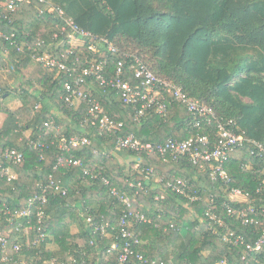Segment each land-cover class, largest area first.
Returning <instances> with one entry per match:
<instances>
[{"label": "trees", "instance_id": "obj_1", "mask_svg": "<svg viewBox=\"0 0 264 264\" xmlns=\"http://www.w3.org/2000/svg\"><path fill=\"white\" fill-rule=\"evenodd\" d=\"M27 1L20 3L15 13L0 19V31L15 34L14 40L19 44L36 47L44 41L42 49L61 59L70 45L62 39L54 40L49 32L54 20L40 12L44 5L38 0H29L30 4ZM50 1L61 7L66 18L81 29L108 38L123 53L141 58L161 79L206 103L219 118L235 121L239 135L264 144V0ZM1 42L0 39V45ZM3 42L0 69L8 67L7 63L11 65L12 74L21 82L16 90L23 97V106L15 111L9 109L4 97L12 93L0 86V114H7L18 122L12 128H0V154L15 149L25 153V161L11 166L17 176L15 180L9 181L0 174V209L6 205L12 212L24 210L41 193L62 154L57 143L51 144L57 129L61 136L88 135L93 143L67 154L81 158L84 167L92 169L91 174H85L81 167H64L57 176L63 180L62 187L68 194L48 192L46 205L36 203L35 212L42 208L45 213L43 225L38 224L35 213L31 219L36 228L26 234L22 229L16 230L20 223L27 224L26 219L11 218L0 212V236L10 235L12 243L34 242L43 231L47 236L38 246L24 248L21 254L12 249L8 262L0 254V264H16L21 255L27 264H36L35 259L39 257L57 259L60 264H116L122 249L110 254L108 250L113 243L123 244L119 226L123 207L111 196L101 177L108 179L120 193L131 196L135 195V188L129 182H144L147 193L137 195L134 209L144 213L151 223L134 225L132 222L128 228L140 240L135 250L148 264H218L222 260L229 264H264V249L243 260L244 247L228 245L212 229L206 217L208 211L216 213L229 230L244 236L253 246L264 231L263 224L245 226L235 216L228 215L223 208L228 199L222 181L212 180L208 170L192 165L188 158L165 163L158 155L121 151L118 154L130 161L123 164L116 153H107L115 149L116 139H106L107 136L91 125L86 106L83 104L75 110L64 103L66 75L63 73L54 79L51 70L33 58L32 49L18 51L17 47ZM99 50L103 53L106 47L100 45ZM107 55L96 57L102 59ZM76 56L84 58L91 54L88 49H83V54L75 50ZM108 57L111 70L119 60H125L121 54ZM128 64L126 61V67ZM125 80L132 85L137 82L131 72ZM83 90L100 100L111 118L124 122L123 136L134 134L142 143H164L169 138L189 139L196 133L191 125L193 117L181 103L171 102L166 118L155 108H149L139 123L135 120L138 108L121 103L114 90L99 87L92 80L87 81ZM47 122H52L53 127L44 135ZM30 129L33 130L31 139L46 143L47 149L34 150L29 146L25 133ZM251 149L250 144H245L235 151L225 169L232 179L231 187L250 192L255 199L264 162L251 156ZM138 163L140 169L154 168L165 181L184 180L189 185L188 193L200 196L201 200L191 203L182 195L167 192L155 181L145 182L146 173L136 169ZM0 165L9 166L2 161ZM98 173L101 177H92ZM162 192L165 197L156 200ZM211 195L215 196L213 204ZM253 204L264 205L258 199ZM88 213L93 223H109L108 232L113 237H102L87 226ZM73 228H77L76 232ZM147 263L137 256L127 262Z\"/></svg>", "mask_w": 264, "mask_h": 264}, {"label": "built area", "instance_id": "obj_2", "mask_svg": "<svg viewBox=\"0 0 264 264\" xmlns=\"http://www.w3.org/2000/svg\"><path fill=\"white\" fill-rule=\"evenodd\" d=\"M23 1L24 0H1L0 19L6 14L15 13L20 3ZM38 1L44 5V9H42V7L40 8L41 14L48 17V19L54 20L49 28V32L53 34L54 40L62 39L64 44L68 43L70 45L66 53L61 55V59H57L48 50L42 49L44 41H40L36 47L28 43L19 44L17 40H14L16 37L15 34L7 35L1 31L0 39L2 42L0 47L4 45L3 41H7L11 46L17 47L18 51L32 49L34 51L33 58L38 63L50 69L53 78L57 79L64 73L66 75L64 82V103L75 110H79L84 104L86 106L87 118L91 125L98 128L102 136H107L106 139H116L115 149L108 150L107 153L118 154L121 151H132L137 154L158 155L165 163H177L183 158H188L192 165L203 171L208 170L212 180H220L224 183L226 186L224 190L227 193L226 197L228 203H224L223 208L227 211L228 215L235 216L245 226L264 225V205L257 207L253 204L255 199L264 203V169L260 171L262 179L256 190L257 196L255 199L251 197L250 192L231 187L232 179L225 169L226 164L230 161L231 155L245 144H250L252 146L251 156L264 162L263 143L249 140L239 135L236 132L235 121L219 118L216 112L206 103L188 96L181 87L158 77L141 58L123 53L121 49L108 38L99 37L81 29L72 19L66 18L65 12L61 7L54 5L50 0ZM27 3L30 4V1L28 0ZM47 22H49V20ZM100 45L106 47V51L103 53L99 50ZM83 49H88L91 56H85L84 58L80 56L75 57V50L81 51V54H83ZM5 52L8 53V49H6ZM106 53H109L107 57L102 56V59L96 57L97 55H104ZM110 54H121L125 60H119L111 70L108 60ZM126 61H129V67H126ZM128 72L133 73V77L137 81L136 84L132 85L131 82L125 80V76ZM88 80H92L94 83H97L99 87L104 89L114 90L117 94V99L121 103L138 108L135 120L139 123L149 108H155L161 117L166 118L168 106L171 102L183 104L193 117L191 125L196 129L195 135L185 140L169 138L164 143H142L134 134L126 136L121 135L125 127L124 122L111 118L105 112L101 101L83 90ZM45 127L46 131L44 135H47L51 131L53 123L47 122ZM56 131L57 132L53 135L55 140H53L51 144L57 143L62 154L59 156L53 173L49 176L41 193L37 195L24 210L12 212L6 205H4L3 209H0V212H4V214L11 216V218L27 220L26 225L24 223L18 225L16 228L17 231L22 229L26 234L33 231L36 225L32 223L31 218L35 213H37L38 216V224L40 226L43 225L45 213L42 208H40L38 212H35V207L38 202L41 205H46L48 203V192L53 191L61 193L64 196L68 194L67 190L62 187L63 180L57 176L60 170L66 166H75L81 167L85 174H91L92 169L85 168L84 161L81 158L67 156L74 148L90 147L93 143L91 137L88 135H74L71 137L66 135L61 136L59 129ZM27 138L29 140V146L34 150L43 151L48 148L46 143L40 141L35 142L31 139V136ZM96 153L98 152L96 151ZM41 157L42 159L44 158L43 155ZM139 160L141 161V159ZM0 161L9 164V166L0 165L1 176L7 177L9 181H12L15 180L17 176L13 172L11 166L23 163L25 161V153L15 149L7 150L0 154ZM140 167L138 163L136 169H139L141 173H146L145 182L150 183L155 181L154 183H158L167 192L182 195L191 203L201 200L200 196H191L188 193L187 189L189 185L184 180L174 178L173 180L165 181L156 174L154 168L140 169ZM92 177L97 179L101 177V174H93ZM101 179L104 185L109 187L111 196L123 207V215L119 223L120 236L123 244L119 245L113 243L108 253L110 254L118 248L122 249L123 252L120 254L116 264H127L132 256H137L138 260L147 263L144 256L138 254L135 250V246L140 244V240L135 238L133 232L128 228L132 222H134V225L151 223V220L144 213L134 209L137 195L140 193H147L144 182H129V186L135 188V195L131 196L127 193H120L108 179L103 177H101ZM164 197L165 196L162 195L161 197H157L156 200ZM210 202L212 204L215 202V196L211 195ZM239 205L240 207L236 208V206ZM87 215L85 219L87 226L94 228V231L100 233L102 237H113L108 232V228L110 227L109 223L98 225L93 223L91 214L88 213ZM206 217L209 218L212 229L220 235L223 242L232 247H244L243 260L247 261L251 253L259 252L264 249V231L253 246L247 243L244 236L229 230L226 222L218 217L216 213L208 211ZM11 222L13 223L14 221L11 220ZM112 228L114 229V227ZM39 229L41 230L43 228L41 227ZM218 229L221 230L219 231ZM46 237V232L43 231L34 242L28 240L27 243L21 244L18 242L12 243L10 235H1L0 254L3 257L2 260L4 262L9 261L12 249L15 253L21 254L24 248L38 246ZM92 245H95V241H92ZM24 257L25 256L21 255L16 264H27ZM35 261H37L38 264H60L57 259L42 260L39 257L35 259ZM152 264H156V262ZM218 264H229V262L227 260H222Z\"/></svg>", "mask_w": 264, "mask_h": 264}, {"label": "crops", "instance_id": "obj_3", "mask_svg": "<svg viewBox=\"0 0 264 264\" xmlns=\"http://www.w3.org/2000/svg\"><path fill=\"white\" fill-rule=\"evenodd\" d=\"M8 67H6L5 69H0V86L3 87L4 89L6 90H9L11 91V93H15L16 89H19L18 87H20V80L17 79L13 74H12V71H11V65L9 63H7ZM8 69V71H7ZM52 76V74H51ZM53 77V76H52ZM55 79V78H54ZM36 90H39L35 87ZM13 91V92H12ZM12 95V94H11ZM9 96H5L4 97V103L5 105L11 109V110H17L19 108H21L23 106V101L17 105V107H13L12 108V104L10 105H7L6 104V101L8 99ZM23 98V97H22ZM17 121H15L14 119H12V117L8 116L7 114H0V128H5V127H14L15 126V123ZM18 123V122H17ZM33 125V124H32ZM32 132L33 130L30 129L28 131H26L25 133V136L26 137H30L32 135ZM118 155V154H117ZM120 157V156H119ZM122 160V158H121ZM123 162V161H122Z\"/></svg>", "mask_w": 264, "mask_h": 264}, {"label": "rangeland", "instance_id": "obj_4", "mask_svg": "<svg viewBox=\"0 0 264 264\" xmlns=\"http://www.w3.org/2000/svg\"><path fill=\"white\" fill-rule=\"evenodd\" d=\"M126 47L129 48V49H131V47L129 45H127ZM131 50H133V48ZM7 71H8V69H7ZM21 102H22V95L20 94V91L19 90H16L15 93H12V95L8 97V99L6 101V104L7 105L12 104V108H13V107H17V105L20 104ZM118 156H120V159L122 158V161H123L122 163L123 164L130 163V161L124 160L122 154H120ZM163 194L164 193L162 192V195ZM201 220H202V218H200V221ZM76 230H77V228H73V232H76ZM52 245H53V247H56V246H54L55 244L52 243ZM52 245H49L50 246V249H52Z\"/></svg>", "mask_w": 264, "mask_h": 264}]
</instances>
